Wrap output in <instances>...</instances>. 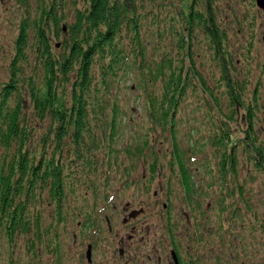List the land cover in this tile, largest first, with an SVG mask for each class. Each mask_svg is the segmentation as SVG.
<instances>
[{
  "label": "trees",
  "instance_id": "1",
  "mask_svg": "<svg viewBox=\"0 0 264 264\" xmlns=\"http://www.w3.org/2000/svg\"><path fill=\"white\" fill-rule=\"evenodd\" d=\"M16 1L17 36L6 77L0 82V237L7 247L6 264H21L14 251L24 255V264H38L43 234L53 235L54 223L57 230L62 223L67 208L64 192L66 186L72 188L73 168L94 173L109 169L106 174H116L112 168L118 166L111 162V155L127 115L119 105L117 88L127 84L129 77L141 92L145 88V110L153 130L159 124L175 135L179 108L195 98L204 99L196 112L208 113L214 105L219 112L223 103L229 108L230 121L238 117L249 134L254 131L263 85L250 84L242 76L251 77L245 63L254 62L264 71L258 49L253 57V51L264 44V9H258L257 0ZM244 3L249 5L244 7ZM257 21L261 23L256 28ZM221 118L228 120L224 115ZM221 130L213 136L219 147L216 151L223 146L231 149V154L221 152L224 174L228 163L235 167L232 154L239 145L233 143L228 126ZM249 134L241 141L243 147L251 149L253 144L264 162V154ZM148 144L143 142L149 148ZM172 144L178 154V143ZM123 152L146 154L129 148ZM156 167L153 155L152 177ZM179 169L188 189L184 198L194 205L191 173L181 162ZM147 181L153 184L152 178ZM44 195L56 209L45 218L46 224L36 211ZM110 201L107 196L106 202ZM83 211L77 205L74 214L88 238L89 230L97 227L95 213L101 216L105 209ZM167 215V235L176 239L171 215ZM255 226L264 231L263 221L256 220ZM219 230L225 231L222 224ZM102 231L103 235L107 232L101 228L96 236ZM222 232L217 231L220 241L238 251L235 240H226ZM230 257L226 251L219 253L218 264L228 263ZM191 258L193 264H205L209 256Z\"/></svg>",
  "mask_w": 264,
  "mask_h": 264
},
{
  "label": "rangeland",
  "instance_id": "2",
  "mask_svg": "<svg viewBox=\"0 0 264 264\" xmlns=\"http://www.w3.org/2000/svg\"><path fill=\"white\" fill-rule=\"evenodd\" d=\"M18 5L16 0H0V82L6 77L9 56L13 53V41L17 36ZM248 5L249 3L243 4L244 7ZM260 23L257 21L256 28ZM144 30L147 31L146 27ZM257 49L260 60L263 61L264 44H260L253 51V57ZM244 66L250 67L251 77L247 78L241 74L239 80L243 77L246 82L249 80L250 84L260 83L263 85L260 87L263 91L264 71L254 62L245 63ZM135 84L133 77H129L127 84L123 83L117 88L119 105L123 114L127 115L125 125L121 126L115 152L111 155V162L118 166L117 169L115 165L114 169L112 168V173L116 174L112 177L106 174L109 169L103 171L100 169L98 173L80 167L71 170L72 188L69 189L67 186L65 188L64 200L67 202V208L63 210L62 223H59L58 230L56 228L58 224L54 223L53 235L43 234L41 245L43 252L36 255L38 264H87L84 255L88 238L82 239V245L74 239L78 225H81L80 217L74 214L77 205L84 209L83 214L86 209L92 208L98 211L105 209L101 216L95 213L97 230H100L98 226L107 216L112 219L113 232L102 236V231L100 236H95L97 239L95 238L94 244V264H120V251H123V263L134 264L136 260L139 263L151 264L148 258L160 257L161 254L163 264H166L165 259L171 249V240L165 230L167 213L171 215L170 221L172 227H175L173 230L177 234L174 236L176 240L183 241L185 247H189L188 236L191 235L194 241L190 243L191 249L188 253L191 252L192 257L200 256V259L209 256L205 264L220 263L217 261V255L225 251L232 257L228 263L222 262L223 264H249L244 261L264 264V231L261 228L256 231L257 227L254 226L256 220L264 223V171L257 168V162L252 156V151L256 147L252 144L251 149L249 148L250 156V150L242 145L241 141L249 134L243 121L238 117H233L230 121L229 108L223 103L219 104V112H216L215 105L211 110L209 109V114L196 112L198 104L203 105L204 99L197 101L195 98H190L191 103L181 106L176 114L175 135L159 124L156 125V130H153L145 110V88L141 92ZM259 100L261 107L256 111L257 122L248 138L250 136L251 140L255 139L256 146L264 154L263 93L261 97L259 96ZM223 115L226 116L227 121L221 118ZM221 126L223 129L224 126H228L233 134V143L241 144L232 154L235 167L228 163V170L224 171L226 184L219 180V174H222L223 170L221 152L231 154V149L223 146L216 151L219 147L216 146L213 138L222 131ZM148 127L149 130L146 131ZM145 141H148L149 148L143 145ZM174 142L180 147L178 154L172 148ZM126 148L134 150L135 153L143 150L146 154L127 156L123 152ZM150 151H154L157 165V174L154 177L150 172V161L153 156ZM102 159L105 161L107 158L103 156ZM179 162L191 173L190 184L195 192L192 200L194 205L191 203L188 205L185 199L188 189L183 185ZM76 169L80 170L79 174ZM149 178L153 179V184L149 185L147 181ZM185 179L188 180L187 175ZM99 195L100 197H97ZM107 196L112 201L107 203ZM43 198L42 204H39L36 211L41 212L46 224V219L53 216L56 209L53 203L47 200V195ZM75 198L80 201L74 202ZM163 204H167L168 207L163 208ZM133 212H137L138 217L130 220ZM194 217L196 222L192 219ZM220 224L228 232L232 229L231 232L227 235L225 231H220ZM250 224L254 225L250 226ZM104 225V222L100 224L101 228L107 231ZM217 231L222 232L226 240L229 238L233 242L235 240L234 244L239 253L229 244H223ZM85 234H88V228L85 229ZM202 238L203 241H200ZM164 242H167L166 253L163 250ZM6 251L5 240L0 237V264L8 262ZM14 255L21 264H24L23 260L26 258L20 251H14ZM60 255L63 257L61 261ZM244 255L248 256L244 257ZM184 258L185 256H182V259Z\"/></svg>",
  "mask_w": 264,
  "mask_h": 264
},
{
  "label": "flooded vegetation",
  "instance_id": "3",
  "mask_svg": "<svg viewBox=\"0 0 264 264\" xmlns=\"http://www.w3.org/2000/svg\"><path fill=\"white\" fill-rule=\"evenodd\" d=\"M240 145L241 144H239V147H240ZM250 156H251V150H250ZM252 156H254L255 160H256V158H259V161H258V163H256V166H257V168L260 166L262 168V170L264 171V163H263L262 158L260 157V155H258L254 151H252ZM261 168H258V169L261 170ZM219 176H220L219 180L225 182L223 172H222V174L220 173ZM225 184H226V182H225ZM115 210L116 209L114 208L113 211H115ZM137 214H138L137 212H133L132 216L130 215V217L132 218L130 220L137 219V217H138ZM109 218H110V216H107L105 218V225L104 226L107 229V232H105L104 235H106V233H110L111 234L113 232L112 219L110 220ZM125 222H127V221H125ZM127 225H129V224L127 223ZM80 226L81 225H78L77 234L74 236V239H75V242H79L80 245H82V239H85V237L87 238V236L84 235V230H82V229L80 230L79 229ZM250 226H252V225H250ZM100 227L101 226L99 224V229H101ZM224 230L226 231L227 229H224ZM96 233H97V229L96 230L95 229L89 230L88 244L86 245V251H85V255H84V259L87 262V264H94V262H95L94 261V252H95L94 244L96 243V241H95V238L97 237ZM135 233H137V231ZM173 233H174V236L177 235L176 232H173ZM170 240H171L170 241L171 249L169 251V256H167L166 259H165V263L166 264H193V261L191 262L192 253L191 252L188 253L189 250L191 249L190 248V242L188 243L189 247H185L183 241L182 242H180V241L178 242L176 239H170ZM140 241H143V240L140 239ZM166 243L167 242H164V246H163V250L164 251H165V248H166ZM175 244L177 245V247H175ZM165 253H166V251H165ZM186 253H188V254L185 255ZM122 254H123V251H120V256H121L120 264H127V263H123V259H122L123 255ZM157 255H158V253H157ZM159 255H160V257L157 256L156 258L155 257L154 258L153 257L148 258V261L151 262V264H163V258L161 257V254H159ZM182 256H185V258L182 259ZM134 261H135L134 264H143V263H139L136 260H134Z\"/></svg>",
  "mask_w": 264,
  "mask_h": 264
},
{
  "label": "water",
  "instance_id": "4",
  "mask_svg": "<svg viewBox=\"0 0 264 264\" xmlns=\"http://www.w3.org/2000/svg\"><path fill=\"white\" fill-rule=\"evenodd\" d=\"M257 4L264 9V0H257Z\"/></svg>",
  "mask_w": 264,
  "mask_h": 264
},
{
  "label": "bare ground",
  "instance_id": "5",
  "mask_svg": "<svg viewBox=\"0 0 264 264\" xmlns=\"http://www.w3.org/2000/svg\"><path fill=\"white\" fill-rule=\"evenodd\" d=\"M259 10H263L259 5H258ZM201 165H203V162H201ZM143 211V210H142Z\"/></svg>",
  "mask_w": 264,
  "mask_h": 264
}]
</instances>
